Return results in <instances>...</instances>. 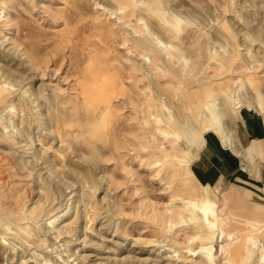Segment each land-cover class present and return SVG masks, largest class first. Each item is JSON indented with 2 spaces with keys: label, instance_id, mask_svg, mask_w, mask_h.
<instances>
[{
  "label": "rangeland",
  "instance_id": "374dc122",
  "mask_svg": "<svg viewBox=\"0 0 264 264\" xmlns=\"http://www.w3.org/2000/svg\"><path fill=\"white\" fill-rule=\"evenodd\" d=\"M228 144L248 172L219 178ZM211 245L264 264V0H0V264H208Z\"/></svg>",
  "mask_w": 264,
  "mask_h": 264
},
{
  "label": "bare ground",
  "instance_id": "6f19581e",
  "mask_svg": "<svg viewBox=\"0 0 264 264\" xmlns=\"http://www.w3.org/2000/svg\"><path fill=\"white\" fill-rule=\"evenodd\" d=\"M158 37L154 36L152 33L149 36V39L153 42V43H158L155 46L156 47H164L167 48V45L165 43H163L161 40L157 39ZM147 45H145L146 47ZM148 48V47H147ZM139 53V52H138ZM147 57V56H146ZM176 59V58H175ZM177 60V59H176ZM175 71V70H174ZM144 72V71H143ZM142 73V72H141ZM142 77V76H141ZM90 85V84H89ZM88 86V85H87ZM89 87V86H88ZM237 107V106H236ZM214 111V110H212ZM218 136L219 138H222V134L220 132H218ZM227 148L231 151V152H235L233 145L232 144H228ZM241 163V162H240ZM245 170V166H243V171ZM208 191V190H207ZM226 200V199H225ZM227 201V200H226ZM183 204H181L180 208L185 210L188 209L190 210L191 213H193L194 215L202 213V215H204V218L207 222V224H210V226L215 227L216 223H217V215H216V210H215V206H216V200H212L210 198L207 197H195V198H188L187 200H184L182 202ZM179 215H182V211L178 212ZM224 215V214H223ZM210 217L212 219H210ZM182 220H185V218L183 217ZM227 222V221H226ZM214 234L215 232H213L212 236L210 237L211 239L214 238ZM231 234V233H229ZM217 236V235H216ZM254 239V238H253ZM252 242V239H251ZM255 244H257L256 241L252 242L253 246H247V249L250 252H254V246ZM191 251V254H193L194 256H197V251L194 250V248H190L189 249ZM202 256L203 258H205L204 262L208 263V264H217L214 260V253H213V246L211 245L210 247H203L202 248ZM238 253V252H236ZM231 257H235V252L232 251L231 249V253H230V258ZM202 258V257H201ZM202 258V259H203Z\"/></svg>",
  "mask_w": 264,
  "mask_h": 264
},
{
  "label": "crops",
  "instance_id": "0c3cea01",
  "mask_svg": "<svg viewBox=\"0 0 264 264\" xmlns=\"http://www.w3.org/2000/svg\"><path fill=\"white\" fill-rule=\"evenodd\" d=\"M251 133V132H250ZM263 139V137H261ZM216 150L218 152V155L221 157V160L223 161V165H224V171H222L220 168L217 169V174L219 178L225 177V174L231 170H233V168L237 167L238 165L240 166V169L238 171V173H247L248 172V168H247V164L245 163L244 158H239V154L236 152H231L229 149L227 148H217ZM198 160V153H194L193 157H192V167L199 172L202 175L207 176L208 178H210V174L208 172H203L200 163L197 161ZM241 162V163H240ZM243 166H245V170L243 171ZM220 175V176H219ZM211 180V186H214V183ZM217 189V188H216ZM228 197V196H226Z\"/></svg>",
  "mask_w": 264,
  "mask_h": 264
}]
</instances>
